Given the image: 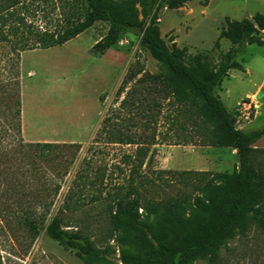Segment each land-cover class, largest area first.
Wrapping results in <instances>:
<instances>
[{
    "label": "rangeland",
    "instance_id": "obj_1",
    "mask_svg": "<svg viewBox=\"0 0 264 264\" xmlns=\"http://www.w3.org/2000/svg\"><path fill=\"white\" fill-rule=\"evenodd\" d=\"M219 5L223 8L224 3L216 0L209 7V0H191L178 9L163 8L159 16L162 36L170 45L176 42L181 47H188L192 54L201 53L217 61L220 51H227L231 46L229 39L222 38L220 49L215 47L225 23V18L214 8ZM106 32L107 24L98 21L62 45L21 51L19 57L0 43V84L4 85L0 88V98L9 101V84L18 77L24 142L53 146L45 150L48 157L43 156L44 150L40 147L24 149L41 166L40 171L34 173L38 177L35 182L40 183L41 176L45 175L56 179L61 186L54 197L50 216L59 213L69 225L67 228L83 232L96 246L109 249L112 264H123L120 261L123 247L141 253L151 251L141 230L130 228L126 223L118 229L111 216L112 196L126 190L134 165L137 178L153 181L142 189L146 195L135 216L144 222L156 249L173 250L199 225L221 223L230 199L221 174L231 173L238 158L233 147L209 145L185 119L178 121L176 105L165 104L160 110L155 109L153 118L135 108L122 107L121 100L134 82L119 98L117 91L131 65L139 60L140 65L151 73H159L161 66L142 47L138 33L125 34L100 57L94 56L92 48ZM263 55V46L247 45L237 59L243 68L230 70L218 89L230 111L235 113L250 87L261 83ZM248 68L252 71L251 76L247 73ZM263 94L262 91L260 100ZM7 107L0 102L1 111L7 113ZM255 116L249 120L241 119L238 126L245 131L264 126V111ZM106 117L110 118L107 133L104 138H99ZM6 118L0 113V149L3 152L10 149ZM111 133L129 134L141 144L155 136L156 143L149 147L144 164L139 166L133 158L137 145L127 141L112 142L108 139ZM258 144V147H264V137ZM256 156L264 169V153L257 152ZM2 159L0 169L23 167L21 180L31 175V157L9 158L12 162L8 161L7 166ZM122 183L125 185L119 189ZM34 188L20 187L19 197L25 199ZM1 194L2 191L0 200H3ZM177 203L180 204L179 218L171 212L164 216V212ZM18 209L20 207L14 208ZM15 213L4 220L5 212L3 215L0 212V264H86L75 251L50 238L45 228L37 232L28 230L13 217ZM245 223L256 225L253 218L246 219ZM257 234L261 244L259 250L253 234L236 236L211 249L207 257L196 264H264V233Z\"/></svg>",
    "mask_w": 264,
    "mask_h": 264
},
{
    "label": "trees",
    "instance_id": "obj_2",
    "mask_svg": "<svg viewBox=\"0 0 264 264\" xmlns=\"http://www.w3.org/2000/svg\"><path fill=\"white\" fill-rule=\"evenodd\" d=\"M189 1L191 0H0V43L7 45L18 57L21 51L62 45L98 21L107 24V32L92 48L96 57L114 46L125 34H140L142 47L160 64L161 71L151 73L140 65L139 60L131 65L118 88L117 97H121L127 86L134 82L133 87L120 105L140 110L150 118H153L155 109L160 110L165 104L176 105L178 121L185 119L195 131L203 135L201 139L204 142L214 146H231L237 151L238 162L234 170L221 174L224 177V188L230 195L221 223L199 225L189 238L173 250L156 249L144 222L137 220L135 216L146 195L142 189L153 181L145 177L137 178L138 172L134 165L126 190L112 196L111 216L118 229L126 223L130 228L141 230L144 242L151 251L141 253L123 247L120 249V261L123 264H196L198 260L206 258L211 249L236 236L248 237L251 234L254 241H257L256 248L261 249L257 232L264 233V169L257 162L256 153H264V148H255L253 144L264 137V126L250 131L241 129L238 126L239 112L234 113L228 109L218 94V89L229 76L230 70L242 67L237 59L248 44H264L260 35L264 29V15L256 13L241 20L226 17L215 47L220 49L222 38L229 39L231 46L227 51L221 50L216 61L201 53L192 54L188 47H181L176 42L170 45L162 36L159 23L162 9H178ZM3 86L1 83L0 88ZM8 99L5 102L0 98V102L8 106L7 113L1 110L0 113L7 116L9 123L10 149L3 152L1 148L0 155L4 164L10 161L9 158L23 160L31 157V175L21 180L24 172L20 170L23 167L12 169L6 164L7 168L0 169V191L3 197L0 200V212L2 215L5 212L2 217L5 220L17 212L13 217H17L28 230L37 232L45 228L50 238L58 241L64 248L75 251L86 264H112L108 257L109 249L96 246L89 235L67 228L69 225L65 224L59 213L50 216L54 197L61 186L56 179L45 175L41 176V182L37 184L35 179L38 177L34 173H38L41 166L24 149L40 147L44 150L43 156L48 157L49 153L45 155V150L53 146L48 143L24 142L18 77L9 84ZM148 112L150 113L147 114ZM254 114L253 110L252 115ZM109 123L110 118H104L99 138H104ZM110 135L108 139L112 142L127 141L126 143L137 145L133 158L139 166L144 164L149 147L156 143L155 136L148 137L142 142L145 144H141L135 142L129 134ZM128 157L133 159L131 155ZM2 164L0 161V166ZM50 184H53L51 188ZM25 185L35 188L25 195V199H21L19 188ZM124 185L119 184V189ZM179 206L177 203L174 208H169L164 216L171 212L178 219ZM15 207L20 209L14 210ZM124 218H127L125 222ZM248 218H253L256 225H247L245 222Z\"/></svg>",
    "mask_w": 264,
    "mask_h": 264
},
{
    "label": "crops",
    "instance_id": "obj_3",
    "mask_svg": "<svg viewBox=\"0 0 264 264\" xmlns=\"http://www.w3.org/2000/svg\"><path fill=\"white\" fill-rule=\"evenodd\" d=\"M219 2H221V4L224 3V9L222 8V6L220 7V5L217 7L218 9L216 7L214 8L218 12H220V16L224 18L229 17L231 19L241 20L246 17H252L256 13H261L264 15V0H219ZM214 3H216V0H209V7L213 6ZM226 4L230 5L228 7H224L226 6ZM260 35L262 39H264V29L261 30ZM260 46H263L264 48V44ZM260 61L263 63L264 66V55ZM247 73L250 76L252 75V71L250 68L247 69ZM262 91L264 93V77L260 84L254 83V85L250 87V89L245 93L244 97H242L241 99V101L246 99L252 104V106L254 107L253 110L256 113L255 117H257V115L264 111V94L263 99L260 100V95ZM259 140L253 144V147L262 148L258 147Z\"/></svg>",
    "mask_w": 264,
    "mask_h": 264
},
{
    "label": "built area",
    "instance_id": "obj_4",
    "mask_svg": "<svg viewBox=\"0 0 264 264\" xmlns=\"http://www.w3.org/2000/svg\"><path fill=\"white\" fill-rule=\"evenodd\" d=\"M238 114V122H241V119H251L254 115H252L253 106L249 101H243L239 104V109L237 110Z\"/></svg>",
    "mask_w": 264,
    "mask_h": 264
}]
</instances>
